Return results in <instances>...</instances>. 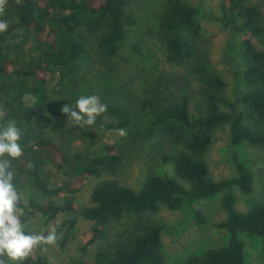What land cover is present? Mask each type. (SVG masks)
<instances>
[{
	"label": "trees",
	"instance_id": "16d2710c",
	"mask_svg": "<svg viewBox=\"0 0 264 264\" xmlns=\"http://www.w3.org/2000/svg\"><path fill=\"white\" fill-rule=\"evenodd\" d=\"M153 2L159 10L151 34L165 60L181 71L155 78L134 96L116 79L94 86L107 101L111 119L106 128L124 129L127 143L140 146L151 161L171 167V172L148 170L135 188L118 179L124 164L121 144L86 154L63 148V114L55 105L69 92L88 89L90 77L122 74L127 61L119 51L129 28L138 23L134 1L6 0L0 15L8 23L0 33V124L14 120L22 133V155L12 162L22 210L17 215L33 234L30 219L40 215L48 223L66 214L61 247L71 240L82 216L90 234L83 249L96 245L90 264H247L240 233L258 236L264 252V174H255L234 156L236 174L215 179L205 155L221 127H227L229 143L264 151V11L250 0L220 1V21L231 25L235 35L237 51L230 59L241 81L239 94L231 100L226 78L202 45L199 9L187 0ZM49 78L61 86L58 92H52ZM47 165L61 170L66 179L51 186ZM88 176L100 179L89 194L91 204H78L75 194ZM257 182L262 194L245 210L236 209L233 189L249 194ZM218 193L226 211L218 226L229 234L227 243L184 261H166L161 242L165 226L144 215ZM23 264L57 263L34 251Z\"/></svg>",
	"mask_w": 264,
	"mask_h": 264
},
{
	"label": "rangeland",
	"instance_id": "374dc122",
	"mask_svg": "<svg viewBox=\"0 0 264 264\" xmlns=\"http://www.w3.org/2000/svg\"><path fill=\"white\" fill-rule=\"evenodd\" d=\"M134 7L138 10V23L129 28L127 36L120 48V59H125L127 63L118 76L116 72L100 73L98 78H88L86 84L88 89L73 91L55 102L58 108H62L68 103H74L81 95L99 96V87L106 86L116 79L121 87L129 86L128 92L134 96L140 94L145 86L152 85L153 80L160 76H166L180 72L176 66L165 60L163 48L157 42L153 30L155 21V11L159 10L158 2L153 0H133ZM221 0H187L192 6L199 9V21L202 25V45L208 52L209 59L215 68L224 75L227 80L226 95L233 100L239 94L241 88L240 78L236 75V63L230 59L237 49L232 43L234 32L231 25L223 26L220 18L222 11ZM261 6L264 11V0H250ZM138 47V51L135 49ZM99 68L96 69V72ZM49 85L52 92H58L61 86L55 82V78H49ZM93 92V93H92ZM53 99L57 95L52 96ZM104 104L106 100L101 99ZM122 100V99H121ZM55 101V100H54ZM60 104V105H59ZM60 128L63 131L61 142L70 154L80 150L82 154L94 151H103L106 145L121 144V151L124 155V164L118 175L122 183L135 188L141 185L142 180L148 170L157 173L171 172L169 164L160 165L157 161H151L138 145L127 143L126 136H119L116 131L106 128L107 122L111 119L106 113H102L96 118L92 126L80 127L74 125L67 114L62 113ZM85 134V135H84ZM227 127L216 130L214 139L207 149L205 158L210 170V174L215 179L229 177L236 174L234 156L243 161L255 174H264V151L252 148L245 143H229ZM47 176L51 186L59 185L66 179V175L61 171L47 165ZM99 177L88 176L83 186L76 192L75 197L78 204L90 205L89 194L93 185ZM235 195V208L245 210L250 200L256 199L262 194V187L259 182L255 184V190L249 194H243L237 188L233 189ZM221 193L205 199L186 201L181 207L176 209L161 206L153 214L144 215V218L155 223L163 224L165 227L161 232L162 252L166 261H184L191 254H199L209 246H223L227 243L229 234L226 229L219 227L218 223L225 219L226 211L221 206ZM202 216V221H200ZM67 217L66 214H59L48 223H43V218L38 215L30 219L33 234H48V231L55 227L57 231V242L55 245H43L33 250L41 252L51 261L57 264H90L96 245L87 246L89 224L82 216L78 217L74 234L64 247L60 246L63 237L61 223ZM239 238L244 246V258L247 264H264V252L261 249V241L258 236L240 233ZM46 249V250H45ZM6 264H11L7 261Z\"/></svg>",
	"mask_w": 264,
	"mask_h": 264
},
{
	"label": "clouds",
	"instance_id": "9594fccd",
	"mask_svg": "<svg viewBox=\"0 0 264 264\" xmlns=\"http://www.w3.org/2000/svg\"><path fill=\"white\" fill-rule=\"evenodd\" d=\"M6 0H0V15L4 13ZM8 29V23L0 20V33ZM107 110V105L97 95H81L74 103L61 108L74 125L92 126L96 118ZM0 113V117H2ZM119 136H125L124 129H115ZM21 129L14 120L0 124V264H23L33 250L43 245H55L58 239L55 227L47 235L43 233L29 234L26 225L17 215L22 210L18 207L20 195L13 180L15 168L13 160L22 155L23 148L19 143ZM46 250V249H45Z\"/></svg>",
	"mask_w": 264,
	"mask_h": 264
}]
</instances>
